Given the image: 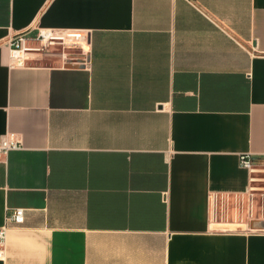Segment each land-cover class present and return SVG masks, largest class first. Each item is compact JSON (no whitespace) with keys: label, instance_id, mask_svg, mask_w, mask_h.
<instances>
[{"label":"crops","instance_id":"1","mask_svg":"<svg viewBox=\"0 0 264 264\" xmlns=\"http://www.w3.org/2000/svg\"><path fill=\"white\" fill-rule=\"evenodd\" d=\"M40 28L85 39L11 66ZM8 132L0 264H264V0H0Z\"/></svg>","mask_w":264,"mask_h":264},{"label":"built area","instance_id":"2","mask_svg":"<svg viewBox=\"0 0 264 264\" xmlns=\"http://www.w3.org/2000/svg\"><path fill=\"white\" fill-rule=\"evenodd\" d=\"M85 34L75 30L40 28L36 36V44H31L27 32H18L10 40V65L17 66L25 62L30 52L47 53L51 55L60 54V48H75L82 45ZM72 62V57L67 58ZM22 141L15 132H8L1 140L0 152H7L10 149L20 148ZM240 164L250 172L249 191L250 197L258 196L262 217L264 218V162L255 165L251 160V153L246 152L240 155ZM10 222L20 224L25 220V209L15 208L8 217ZM8 224L0 226V259L5 255Z\"/></svg>","mask_w":264,"mask_h":264},{"label":"water","instance_id":"3","mask_svg":"<svg viewBox=\"0 0 264 264\" xmlns=\"http://www.w3.org/2000/svg\"><path fill=\"white\" fill-rule=\"evenodd\" d=\"M254 227L264 228V220H263V221H260V222L258 223V225H255Z\"/></svg>","mask_w":264,"mask_h":264},{"label":"rangeland","instance_id":"4","mask_svg":"<svg viewBox=\"0 0 264 264\" xmlns=\"http://www.w3.org/2000/svg\"><path fill=\"white\" fill-rule=\"evenodd\" d=\"M60 50H61V49H59V52H61ZM68 52H69V54H70V55H68V56H74V55H76V51H74L73 49H72V50H68Z\"/></svg>","mask_w":264,"mask_h":264}]
</instances>
